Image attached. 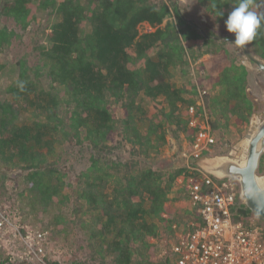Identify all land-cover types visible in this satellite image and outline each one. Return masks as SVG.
Masks as SVG:
<instances>
[{
    "label": "trees",
    "instance_id": "1",
    "mask_svg": "<svg viewBox=\"0 0 264 264\" xmlns=\"http://www.w3.org/2000/svg\"><path fill=\"white\" fill-rule=\"evenodd\" d=\"M198 1L218 23L235 3ZM176 2L0 0V77L9 82L0 88V160L5 164L0 163V214L14 222L5 208L11 200L7 184L25 185L20 198L26 197L31 211L19 214L15 223L23 233L35 230V223L44 224L36 228L47 234L49 243L56 232L66 239L79 234L87 257L68 264H173L172 241L202 226L197 209L189 205L191 162L157 169L146 160L161 154L168 129L193 142L196 130L189 127V109L199 98L198 88L207 92L206 111L216 141L224 130L232 136L229 129L242 131L256 111L247 92L251 71L222 40L206 29L203 35ZM210 3L222 8L223 18H217ZM253 7L264 15V0H253ZM5 17L25 30L31 22L41 23L40 18L47 22L50 33L39 63L22 58L6 65L2 55L16 32L1 23ZM190 40H197L199 48L186 45ZM247 48L264 61V27ZM204 55H223L225 63L218 69L211 62L208 68L196 65ZM184 78L187 82L181 84ZM152 103L162 106L154 114ZM73 140L80 146L88 143L94 154L66 191L63 173L49 162ZM121 148L130 156L109 157ZM179 202L183 208L165 217L166 204ZM40 213L43 219L51 215L48 224L38 218ZM239 215L237 220L248 226L253 213L242 205ZM1 243L0 264H9Z\"/></svg>",
    "mask_w": 264,
    "mask_h": 264
},
{
    "label": "built area",
    "instance_id": "2",
    "mask_svg": "<svg viewBox=\"0 0 264 264\" xmlns=\"http://www.w3.org/2000/svg\"><path fill=\"white\" fill-rule=\"evenodd\" d=\"M198 93L196 104L189 109V127L196 133L184 158L191 162L187 168L194 175L188 185L189 205L197 209L202 226L179 234L172 241L173 264H264V228L246 226L237 220L243 205L239 185L232 180L215 179L193 165L211 156L217 145L206 111L207 92L198 88ZM21 228L0 214V232H4L0 240L8 250L9 264H66L48 256L45 232L28 229L23 233ZM17 247L20 251H16Z\"/></svg>",
    "mask_w": 264,
    "mask_h": 264
},
{
    "label": "rangeland",
    "instance_id": "3",
    "mask_svg": "<svg viewBox=\"0 0 264 264\" xmlns=\"http://www.w3.org/2000/svg\"><path fill=\"white\" fill-rule=\"evenodd\" d=\"M176 6L180 8L181 11L187 16V18L196 23L198 25L199 29H206L209 33L214 34L213 37L218 38H234L233 34H230L227 32L225 28L224 22L218 23L215 22L214 19L207 16L203 9L201 8V5L198 0H177ZM257 13L260 12V9H255ZM39 14V13H38ZM173 20H175V16L173 17ZM41 23L43 20L40 18L39 20ZM2 24L6 25L10 29H14L16 32V35L14 36V39L12 43L4 50L3 52V59L6 65L12 62H16L22 58L28 59L29 63L32 65H36L41 60V52L44 46L47 44V36L50 33V30L48 28L47 22H43L42 24L39 23L37 20L34 22H31V26L29 29L25 30L18 26L16 22L9 17H5L1 21ZM142 32H145L144 29L141 28ZM187 45V44H186ZM226 48L234 54V57L238 59V61L243 64L245 61V55L243 53L242 49H237L232 45H225ZM217 49H214L212 51H216ZM255 56V55H254ZM212 58V61H210ZM209 61L203 62L204 64L210 63L211 67H214V65L217 67H220L222 64L225 63L224 56L223 55H217V56H211ZM224 60V61H223ZM263 61V60H262ZM224 62V63H223ZM221 64V65H220ZM208 64L207 68L210 66ZM9 67V66H8ZM249 69V68H248ZM251 71V75L249 78V84H248V94L251 99L254 100V104L257 106L256 111L254 114H257L258 117L255 119H264V73L259 72L257 70L249 69ZM196 75V74H194ZM4 75L0 77V88L6 86L7 83V77H3ZM190 77V75H189ZM192 78V75L190 79ZM186 78L181 82V84H186ZM161 105L158 103H152L150 105V111L151 114H154L158 112L161 109ZM253 114V116H254ZM253 116L250 119H253ZM253 119V121L255 120ZM249 126H244L240 130H237L236 128H232L229 130H232L233 136L229 133V131L224 130L223 133H219L217 137V145L214 148L213 153L209 157H215V156H230L233 157H241L244 154V150L242 149L241 145L244 144L243 141L246 139V135L249 130ZM158 132L161 131L160 128L156 127ZM175 128V127H173ZM184 136V138H183ZM116 137V136H115ZM115 137L113 139L115 140ZM218 138L220 139L218 141ZM244 139V140H243ZM243 140V141H242ZM242 141V142H241ZM240 148V155L238 154V151L235 150L236 145L239 143ZM190 142L187 140L185 133H177L173 134V131L171 129L167 130V144L162 148V152L158 157L154 160H146V163L151 165L153 168L161 169V168H177L175 165L177 164L176 155H183L187 148L189 150ZM186 147V148H185ZM115 155H110L111 158H118V156L128 157L130 155L129 151L127 149H116ZM94 154V151L91 149L88 143L83 144L80 146V144L77 142V140H73L72 142L63 144L59 149H57V155L52 156L50 158L49 163H55V166L59 168V170L64 175V181L66 182L65 187L66 191H69L71 189L68 185H74L79 179V175L85 171L91 163L92 155ZM105 157V155H103ZM185 160V158H182ZM145 162V161H144ZM0 163L4 164L3 160H0ZM0 164V172L2 171V165ZM5 165V164H4ZM7 170V168H6ZM9 176V174H8ZM7 176V177H8ZM1 177V176H0ZM264 177V176H263ZM25 191L27 190V187L25 185H20L18 188V185L13 182H9L7 184V196L11 199L7 201V204L5 205V208L8 210V213L13 216V221L18 220L17 217H19V214L22 215V213L26 214L27 212H30V207L28 205V202L23 198L22 194V200L20 198L21 196V190ZM20 201V202H19ZM22 204V205H21ZM169 204V211L174 209V206L177 210L183 208V204L179 206L180 203L176 204ZM173 205V206H171ZM24 208L21 210V208ZM21 210V211H20ZM33 212V211H32ZM67 214L69 215V212L66 210ZM175 212V213H176ZM34 214V212H33ZM51 215H45V219H43L42 213L39 214L38 218L42 219L46 224H48V221H50ZM27 218V217H25ZM33 220V218H30ZM70 219V218H69ZM261 218L254 216V214L249 218L248 222L249 225H258L260 227L264 228V220H260ZM71 221L73 219H70ZM29 221V220H28ZM38 228H45L44 224H33ZM72 226V225H70ZM35 229H38L36 228ZM53 231V227H49ZM42 231V230H41ZM4 233L3 231H1ZM0 232V237H1ZM77 232V230H76ZM3 246V244L1 243ZM86 243L82 240L81 236L79 234L72 235L68 239L63 236V234L55 233L54 239L51 240V242L48 245V256L50 258L60 259L61 261L68 264V262H73L77 258H83L85 259L87 257L86 254ZM8 250L5 248L6 255L8 254ZM108 264H112V261H109Z\"/></svg>",
    "mask_w": 264,
    "mask_h": 264
},
{
    "label": "water",
    "instance_id": "4",
    "mask_svg": "<svg viewBox=\"0 0 264 264\" xmlns=\"http://www.w3.org/2000/svg\"><path fill=\"white\" fill-rule=\"evenodd\" d=\"M200 30L201 29H199V31ZM201 33L205 35L203 31H201ZM213 38L223 41V38ZM242 50L245 55L243 65L249 69L264 73V61H262L259 57L254 56L249 51L247 46H245ZM256 117H258L257 114H254L253 119ZM253 119L250 122L248 133L245 136H248L250 139V144L247 160L243 166L235 163L233 160H237L238 158H235L232 155L206 157L198 161L196 165L206 174L215 179L220 181H235L239 185V199L242 204L246 206L254 215L264 220V186L261 183L264 174L260 173L261 160L264 156V119H261L260 125L256 131L255 126H253L252 123ZM241 142H239L235 147V150L238 151L237 155H240L239 145ZM219 158H226L229 162L222 164V167H217L215 170L211 169L212 167L209 166V161Z\"/></svg>",
    "mask_w": 264,
    "mask_h": 264
},
{
    "label": "clouds",
    "instance_id": "5",
    "mask_svg": "<svg viewBox=\"0 0 264 264\" xmlns=\"http://www.w3.org/2000/svg\"><path fill=\"white\" fill-rule=\"evenodd\" d=\"M210 7L217 18L224 17L225 13L221 7L214 3H210ZM224 24L227 32L233 34L234 39L225 37L222 42L237 49H243L264 27V15H260L254 10L253 0H235Z\"/></svg>",
    "mask_w": 264,
    "mask_h": 264
},
{
    "label": "bare ground",
    "instance_id": "6",
    "mask_svg": "<svg viewBox=\"0 0 264 264\" xmlns=\"http://www.w3.org/2000/svg\"><path fill=\"white\" fill-rule=\"evenodd\" d=\"M260 122H261V120L258 118L252 122L253 126H255V131L258 129ZM243 142H244V144L241 145L242 149L244 150L243 156L235 157L238 159L233 160L235 163H237L241 166H243L247 160V154H248V149H249V144H250V139L248 138V136L246 137L245 141H243ZM226 162H229L226 158L214 159V160L209 161V166L212 167L211 169L215 170L217 167H222L221 165L226 163ZM261 183L264 186V177H262Z\"/></svg>",
    "mask_w": 264,
    "mask_h": 264
},
{
    "label": "crops",
    "instance_id": "7",
    "mask_svg": "<svg viewBox=\"0 0 264 264\" xmlns=\"http://www.w3.org/2000/svg\"><path fill=\"white\" fill-rule=\"evenodd\" d=\"M187 45L188 46H192V47H194L195 49H198L199 48V43H198V41L197 40H190V41H188L187 42ZM211 55H204V56H202V57H200V59H198V61L196 62V65H198L199 63H203V62H206V61H209L208 59H210L211 57H210ZM206 60V61H205ZM183 138H184V136H183ZM190 147H191V143H190V146H189V149H190ZM186 148V147H185ZM187 151H188V148H187ZM185 153H186V149H185V151H184ZM184 157V154L183 155H181V154H179V155H176V162H177V164L175 165L177 168H179V167H183V166H186L187 165V161L186 160H183L182 158ZM183 180H184V177L182 176V177H180L179 178V181H178V183H179V185L181 186V184L183 183ZM180 204H179V206H181L182 204V206H184V203H182V202H179ZM171 206H173V205H171ZM169 204H166V215H165V217L167 216V215H169V214H173V213H175L176 212V208H175V206H174V209L173 210H171V211H169ZM176 239V238H175Z\"/></svg>",
    "mask_w": 264,
    "mask_h": 264
}]
</instances>
